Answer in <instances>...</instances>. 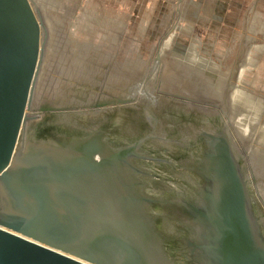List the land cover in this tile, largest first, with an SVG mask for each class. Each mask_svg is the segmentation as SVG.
Returning <instances> with one entry per match:
<instances>
[{"label":"water","instance_id":"water-1","mask_svg":"<svg viewBox=\"0 0 264 264\" xmlns=\"http://www.w3.org/2000/svg\"><path fill=\"white\" fill-rule=\"evenodd\" d=\"M44 30L33 0H0V264H264V205L227 118L187 125L172 172L90 130L27 126L76 109L29 112Z\"/></svg>","mask_w":264,"mask_h":264},{"label":"flooded vegetation","instance_id":"flooded-vegetation-1","mask_svg":"<svg viewBox=\"0 0 264 264\" xmlns=\"http://www.w3.org/2000/svg\"><path fill=\"white\" fill-rule=\"evenodd\" d=\"M169 27L167 33L143 35L142 43L130 40L135 37L129 35L50 36L45 29L30 106L76 109L54 114L44 111L27 126L61 124L90 130L105 137L106 150L123 147L129 151L136 166L172 172L178 165L175 142L185 134L187 125L213 126L227 118L235 149L246 156L247 172L264 205V113L251 117V137L237 123L239 114L251 110L247 106L264 104L257 94L239 95L237 87L241 66L251 61L247 47L252 42L243 36L242 54L227 62L210 51L216 48L214 36L204 34L203 28H198V37L190 36L191 41L175 35L171 24ZM212 54L217 66L208 60ZM48 69L42 88L47 95L36 104ZM260 87L249 89L259 92L263 90Z\"/></svg>","mask_w":264,"mask_h":264},{"label":"rangeland","instance_id":"rangeland-1","mask_svg":"<svg viewBox=\"0 0 264 264\" xmlns=\"http://www.w3.org/2000/svg\"><path fill=\"white\" fill-rule=\"evenodd\" d=\"M190 1L198 2V0H33V3L42 18L45 29H47L50 36L129 35L135 37V39L131 38L130 40H135L138 43H142V35H159L165 32L167 33V31L170 29V24L172 27H174L176 24L178 25L177 27H174L175 35L188 38V40H191L190 36L198 37L200 34L199 29L198 26H194L195 21L193 20L194 18L192 16L190 18L192 21L187 23V19L189 17L187 16L188 13L185 10V5L191 3ZM250 1L253 2V0H248L244 11H241L242 18H250ZM257 1L258 6L263 8L264 0ZM157 2L161 3L159 5L161 7H165L167 5L169 8H160L159 10H156L154 3L157 5ZM167 3H169V5ZM260 13L264 18V10L257 12L259 15ZM257 20H260L259 16H257ZM256 31L259 37L262 36L261 34H264V31L260 30L259 28H257ZM206 32L207 35L211 34V32ZM241 32L243 36L245 35L247 37L256 35L253 31H251L250 23L242 22ZM98 40L105 41L104 39ZM259 43H264V40H259ZM252 45L253 43L247 47V50L256 53L255 56L258 58V67L241 66V69L249 68L250 71L247 72H251L253 80H248L247 82L250 74H240L236 81L237 85L239 84V86H237L239 87V95L247 94V92H249L254 95L257 94L259 100L261 97L264 98V83L260 87L263 88V90L259 92L249 89L252 86L258 87L257 85L251 86L247 85L246 83L254 84L256 83V80L264 82V52L262 55L260 53V50L264 51V48L257 50V48L253 47ZM46 74H49V69L48 73H46L45 70L43 74L44 81L43 83L41 82L42 84L40 83L41 89H37L36 104H40L43 100H45V96L47 95L46 93H43L44 91L42 89L46 83ZM223 76L225 75L223 74ZM193 81L195 82L194 79ZM247 87L248 89L244 90ZM247 108L251 109L244 112L248 118L245 117V115L239 114V119L242 117L243 119L245 118L246 121L241 118L242 122L238 121L240 122L238 124H242L240 126V128H242L241 131L243 133L247 132L246 136H249L250 125L248 124H250L251 117L253 115H258V117H261V114L264 113V104L260 101L257 106L251 104L247 106ZM235 122H237V119ZM259 142H262V139H260Z\"/></svg>","mask_w":264,"mask_h":264},{"label":"crops","instance_id":"crops-1","mask_svg":"<svg viewBox=\"0 0 264 264\" xmlns=\"http://www.w3.org/2000/svg\"><path fill=\"white\" fill-rule=\"evenodd\" d=\"M247 1L248 0H216L215 2V0H198V2L190 1L191 3L185 5V10L187 11V16L189 17L187 19V23L192 21V19H190L192 16L195 21L194 26L203 28L204 34L208 31L209 33L211 32V34H208L209 36H214L213 41H215L214 44L216 45V48L211 49L210 51H216L219 59L221 58L224 59V61L226 60L227 62H231L232 60H235L238 55L242 54L244 50L242 46V22L250 23L251 31L256 34L248 38L253 43L252 46L257 48V50L264 48V43H259V40H264V34H261L262 36L259 37L256 31L257 28L264 31V18L261 16V13L260 15L257 14L260 10H264V7L261 8L258 6L257 0H253V2L250 1V18H242L241 11H244ZM160 4V2H157V5L154 3L156 10H159L160 8H169L167 5V7H161L159 6ZM167 4L169 5V3ZM257 16H259L260 20H257ZM263 52V50H260L261 55ZM247 54H249L248 57H250L251 61L243 64L242 66L258 67V58L255 56L256 53H253V51H247ZM209 57L208 60L212 63L211 66H217V61L214 58V55H209ZM247 71H250V69H241L240 74L244 75V72ZM245 74H250L249 80H253L251 72H247ZM263 83L264 82L256 80L255 85L259 87L260 85H263Z\"/></svg>","mask_w":264,"mask_h":264},{"label":"bare ground","instance_id":"bare-ground-1","mask_svg":"<svg viewBox=\"0 0 264 264\" xmlns=\"http://www.w3.org/2000/svg\"><path fill=\"white\" fill-rule=\"evenodd\" d=\"M143 36V35H142ZM46 42V41H45ZM46 46V45H45ZM49 48V47H48ZM154 49H155V47H153ZM203 65V64H202ZM77 73V72H76ZM79 73V72H78ZM75 81V80H74ZM239 86V85H238ZM262 91V90H261ZM249 93V92H248ZM229 99V98H228ZM262 102V101H261ZM38 111V108H36V107H32V106H30V110H29V112H30V114H34L35 112H37ZM240 111H241V109H240ZM245 117H247L248 118V116H246L245 115ZM242 118V117H241ZM241 118L238 120V121H241L242 122V120H241ZM246 118V119H247ZM237 119V118H236ZM243 119V118H242ZM244 121H246L245 120V118L243 119ZM237 123H240V122H237ZM242 125V124H241ZM240 125V126H241ZM249 125V124H248Z\"/></svg>","mask_w":264,"mask_h":264}]
</instances>
